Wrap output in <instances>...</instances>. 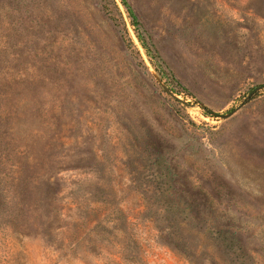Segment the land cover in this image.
<instances>
[{
    "label": "rangeland",
    "instance_id": "rangeland-1",
    "mask_svg": "<svg viewBox=\"0 0 264 264\" xmlns=\"http://www.w3.org/2000/svg\"><path fill=\"white\" fill-rule=\"evenodd\" d=\"M260 86L264 0H0V264H264Z\"/></svg>",
    "mask_w": 264,
    "mask_h": 264
},
{
    "label": "water",
    "instance_id": "water-1",
    "mask_svg": "<svg viewBox=\"0 0 264 264\" xmlns=\"http://www.w3.org/2000/svg\"><path fill=\"white\" fill-rule=\"evenodd\" d=\"M160 84L162 85V87L164 88V90L171 96L173 97L175 100H177L178 102L182 103L183 105L188 106V103L186 101H183L182 99H180L175 93H173L166 85L163 84V82L158 78ZM262 89H264V86H260L257 89H255L253 92H251L246 99L243 101V103L238 107L237 110L231 112L228 115H223V118H229L231 117L233 114H235L236 111H238L239 109L243 108L248 102H250L256 95L258 92H260Z\"/></svg>",
    "mask_w": 264,
    "mask_h": 264
}]
</instances>
